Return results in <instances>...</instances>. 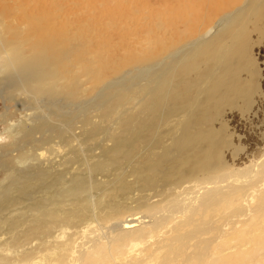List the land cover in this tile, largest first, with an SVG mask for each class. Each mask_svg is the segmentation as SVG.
Instances as JSON below:
<instances>
[{
  "label": "bare ground",
  "instance_id": "obj_1",
  "mask_svg": "<svg viewBox=\"0 0 264 264\" xmlns=\"http://www.w3.org/2000/svg\"><path fill=\"white\" fill-rule=\"evenodd\" d=\"M63 1L0 0L1 122L7 123L0 135L12 138L0 148V171H16L31 185L15 190L12 201L0 200V264H29L40 245L68 241L79 231L85 237L94 227L86 220L90 214L108 221L99 228L101 241L72 253H65L63 243L55 245L52 256L31 264H66L69 257L67 264H91L87 248L104 239L121 245L132 238L148 246L140 240L146 226L153 232L152 245L143 252L134 249L126 264H148L159 248V264H264V151L237 169L222 158L223 152L237 150L224 111L251 112L259 93L250 34L263 30L264 0H190L195 4L167 8V21L158 5L145 4L153 0L128 5L116 0L120 4L101 21L86 15L77 1L67 6ZM109 17L119 18L118 26H110ZM142 19L144 36L130 45L131 27ZM97 25L105 30L102 35L120 34L119 42L101 38ZM165 31L169 45H164ZM136 45L143 48L139 54L132 51ZM85 53L90 56L83 58ZM130 77L143 82L134 115L119 104ZM94 89L99 106L113 114L109 126L92 122L87 106L74 114L79 100ZM9 102L18 118H8ZM60 102L66 113L57 110ZM42 104L50 110L43 113ZM35 141L42 161L30 166L27 155L15 168L2 162ZM74 141L85 147L82 157L74 155ZM143 157L146 163L140 164ZM216 168L227 172L213 176ZM33 181L57 197L28 198L37 195ZM162 202L164 208L156 209ZM141 205L145 211L137 212Z\"/></svg>",
  "mask_w": 264,
  "mask_h": 264
},
{
  "label": "rangeland",
  "instance_id": "obj_2",
  "mask_svg": "<svg viewBox=\"0 0 264 264\" xmlns=\"http://www.w3.org/2000/svg\"><path fill=\"white\" fill-rule=\"evenodd\" d=\"M92 1L91 0H64L63 5L67 6V5H73V3H77V6L86 15L91 14L90 16L92 17V19H94V20L96 19L95 21H101L100 19H101V17H103L101 15L107 13L109 9L113 8V6L115 7V4L126 3V5H128V2L131 3V1L133 4L134 3L137 4V2L141 1V0H117L120 3H118L116 0H94V1H96L95 3H93ZM108 1H111L112 3L108 2ZM158 1H156V3H154V0H153L152 2H150V4H147V3H145L144 0H142V4L144 2L149 7L150 6L156 7L158 5V10L160 11L159 13H161V16H164L162 18L165 19V21L168 20V17L165 16L167 14V12H166L167 8H169V10H171V8L175 7V6H186L187 5V7H189L188 5L195 4L190 0H185L184 3H183L184 0H169V2L172 1L171 4H168L169 2L166 3L165 0H160L161 3H158ZM166 1H168V0H166ZM173 1H176V2L178 1V3L180 2V4L173 2ZM81 2L83 4H81ZM163 2H164V4H163ZM202 2H203V0H202ZM211 2H210V4H211ZM96 3H98V4H96ZM102 5L103 6L106 5V6H104V8L102 9L101 8V7H103ZM98 6L100 9H98ZM109 6H111V8ZM137 6L141 7V5H137ZM94 7H95V9H94ZM164 7H166V8H164ZM180 8H183V7H180ZM86 9L87 10L90 9V12L87 11ZM160 9H162V10H160ZM93 12L97 15H95ZM140 12H141V10H140ZM99 13H100V15H98ZM93 16H95L96 18ZM109 18L108 19L111 22L110 26H113V25L118 26L119 18L117 21H114L111 17H109ZM108 19L104 18L105 21H107ZM152 21H154V17H152V19L150 20L151 26H153L151 24ZM137 23H138L137 26L133 25L131 27L130 34L127 38V41L129 42L130 45L137 44L138 39L142 38L144 36L143 35V29H144V25H146L147 22L144 19H142L140 22H137ZM165 23H168V22H165ZM205 24H207V22ZM98 26L100 27V25H97V28H96V30L98 29L97 30L98 34L102 31H105V30H99ZM84 27L85 26H83L84 30L82 31V33L85 35V34H88L89 28L87 29L85 27L86 28L85 29ZM101 27H103V26H101ZM262 28H263V30H262L261 34H256V33L250 34V39L252 41V44L250 46V53H251L253 59L255 60L256 67H257V75L254 77V80H255V85L258 86V91H259L258 95L255 96V100L253 101L252 111L249 113L248 112L241 113L238 109H233L231 111L226 110V111H224V114H223V119L227 125V129L229 132V137L231 139V142H232L234 148L237 149L234 152L232 151V149H230L229 151H225L222 153V155H223L222 158L229 165L228 166L229 169L242 168L244 165L249 164L251 160L257 159L258 157H260V155L264 151L263 150L264 149V20L262 22ZM118 31L119 30H117V28H114L112 30V32H114V34L118 33ZM97 32H96V34H97ZM149 33H151V36L154 39L157 38V36H158V34H155L152 31H150ZM164 33H165L164 37H166L164 40V42H165L164 45H169L170 33L168 31H165ZM83 34H81L82 37H83ZM101 35H102V33H100V36ZM119 35L120 34L111 36V33H109V35H107V34L102 35L101 38L104 37L106 40V38L108 36L110 41H113L112 38H114V39H118V42H119ZM120 37H121V35H120ZM125 45H127L126 40H125ZM153 45L156 47V50H159L162 47L160 44H157V45L153 44ZM141 50H143V48H141L139 45H136L135 50H132V51L136 54H139L142 52ZM164 50H166V49L164 48ZM120 52H121L120 50L115 51L116 54L119 53L117 55H121ZM89 56H90V54L85 53V55H83V58H88ZM64 57H65V54H64ZM138 82H140V83H138ZM142 83L143 82L141 80H139L138 78L135 79V78H131V77H130V80H128L125 83V86H127V94L123 96L122 101L119 104L120 105L122 104V106L125 107L126 110L129 113H131L132 115H134L135 112L139 109V104H136V102L141 97L140 92L138 91V88H139L138 86ZM8 91H10V89ZM134 94L136 97L134 96ZM132 96H133V98H132ZM79 101H82V102H80L79 104H77L74 107L75 108L74 114H78V112H80L84 107L87 106V108L90 109L88 111V112H90V115L89 114H87V115H88V117H90V116L92 117V120H91L92 122L93 121L96 123L98 122L99 124H102L105 126L111 125L113 114L112 113H105L104 108L99 106L100 100L97 97L95 89L90 92V94L88 95V97L86 99L83 98ZM81 103L84 104V106ZM61 104L62 105L57 110H60L59 112L64 110L63 113H66L67 108L63 105L64 103H61ZM8 105L11 106V109L8 110L9 111L8 112V118L12 117L13 119H15L17 116H19L18 115L19 113L15 110V107L13 108V105H15V104H13V102H9ZM33 105L35 106V104H33ZM43 105L44 104H42L43 109L41 108V111L43 113H46V108H48L47 111L50 110L49 104H47L48 107L45 106L46 108H44ZM62 106H64V107H62ZM29 108H30V111H32V110H34L35 107L34 108L29 107ZM99 108H100V110H99ZM3 109H4V106H3L2 101L0 100V132L2 131V128L5 127L7 124L4 122L3 123L1 122V114L3 112H5V110H3ZM97 110H98V112H97ZM94 114H95V116H93ZM96 115H97V117H96ZM106 117H109V118L107 119ZM59 123H60V121H59ZM212 125L218 126V122H215ZM76 126H78V124H76ZM115 131H117V130L115 129ZM87 134H89V133H87ZM31 136L32 135H30V137H29L30 139H31ZM96 139H95V141L94 140L92 141L93 144L96 142ZM11 140H12V138H10V139L6 138L4 136V134L0 135V148L2 147V144L4 146L11 145L10 144ZM73 143L76 144L77 141H74ZM94 145L98 146L97 144H94ZM25 147H26V148H24L25 150L23 149L24 152L27 149V151L25 153L20 155V153L18 152L17 153L18 157H15L14 155H10L8 158H4L2 162L5 165H8L10 167L15 168V167H17L16 160L18 158H21V157H24L27 155H28L27 157H28V162H29L30 166H34V162H36V161L37 162L42 161V158H39V150L37 149L40 147L39 143H36V141L31 142V143H29V145H26ZM89 147H90V145H89ZM75 148H74V151H75L74 155L75 156L77 155V158H79V156L82 157L83 148H85V147H82L81 145L76 144ZM97 152H98V149H94V153H97ZM32 153L33 154L35 153L37 156L33 155ZM92 155H93V153H92ZM91 156H90V159L92 160ZM33 157H34V159H32ZM76 162H79V160L74 161L75 165H76ZM139 163L145 164L146 158L145 157L141 158ZM62 164H64V163H62ZM5 172L6 171H4V170L0 171V187H3V188H1V192L4 194V195L0 194V200L3 197H6V199L12 201L15 198L16 193L22 192V188L24 186L28 185V187L31 188V185L27 184L26 178H20L19 179L16 177V175H15L16 171L15 172H8V174H7V172L6 173ZM223 172H227L226 169L224 170L221 168H216V169H214L212 174H213V176H216V175H219ZM9 177H11V178H9ZM12 177H14L15 179ZM23 179H24V181H23ZM34 182H36V181H33V183ZM40 185H43V183L42 182H36L35 185L34 184L32 185L34 187L33 192L36 191L35 193L37 195L33 196V194H31L28 198L37 199V197L39 195L48 196L47 197L48 199H50V198L54 199L57 197V195L54 194L55 192H52V189L50 187L44 188L43 186H41L39 188ZM15 190H16V193H14ZM177 191L178 190L175 189V196L177 194ZM173 195L174 194H172V197H173ZM151 203H153L152 199L147 204H151ZM13 206L17 207L19 205H17L16 201H14ZM161 207L164 208L163 202L157 203L155 208L160 209ZM142 211H145V209L141 205V207L138 209L137 212H142ZM0 212L3 213L4 210L1 209ZM100 212H101V210L99 211L100 216L106 215V212H103V213L102 212L100 213ZM86 218H87L86 220L94 222L93 226L95 228L94 227L92 228V232L90 230L86 233L85 237H82V232L79 231L68 241L49 243L46 246L40 245L39 249L35 250L31 254L32 258L30 259L29 264L40 261L39 257L52 256V252L56 249L55 245H59V244L63 243L64 247L66 248L65 253H72V251H75L76 249H78L82 244H86V246H87L89 244H92L95 240H98L99 239L98 235H100L102 232L99 228L100 227L102 228V226H104V224H106L108 222L107 219L100 222L94 215L92 216V214H90ZM179 218H184V217L179 216ZM96 225L98 228L96 227ZM83 226H84V224L81 223L80 227L78 229L82 228ZM97 229H99L100 231ZM108 230H109V228H107V231ZM143 231H144V233L142 234L140 240L143 242H144V240L148 241L147 242L148 246L152 245L153 240L150 237L153 235V232L147 226L143 229ZM98 232H100V234ZM89 234H90V236H89ZM172 234H170L168 236H171ZM92 235L95 238H93ZM166 239L167 238L161 239L160 243H163ZM99 240L101 241V239H99ZM150 241H152V242H150ZM33 244H34V242H33ZM33 244H29L28 247H31ZM148 246L145 244L139 243V241L134 242V240L132 238L124 240L123 244H121V245H117L114 242V239H111L109 241L104 239L102 242L98 243L97 245L90 246L87 248L88 255L86 256V260L91 261V264H118L120 262L119 260H122L123 264H126V262L128 260L133 259L132 256L130 255V253L134 249L141 250L143 252L145 250V247H148ZM159 250H161V248H159L158 250H156L154 252V255L148 260V262H149L148 264H159L160 260H162V251H159ZM233 255L236 256V253ZM69 258H71V257H69ZM69 258L66 259V264H67ZM52 262L50 264H54ZM143 263L144 262H142V264ZM82 264H89V263H87V261H84ZM120 264H122V262H120Z\"/></svg>",
  "mask_w": 264,
  "mask_h": 264
}]
</instances>
